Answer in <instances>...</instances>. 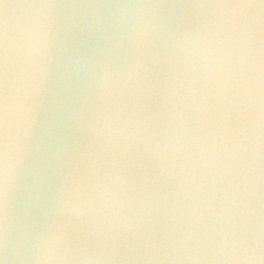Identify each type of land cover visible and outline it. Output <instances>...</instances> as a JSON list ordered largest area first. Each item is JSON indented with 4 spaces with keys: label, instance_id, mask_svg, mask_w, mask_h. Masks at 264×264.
Instances as JSON below:
<instances>
[{
    "label": "clouds",
    "instance_id": "clouds-1",
    "mask_svg": "<svg viewBox=\"0 0 264 264\" xmlns=\"http://www.w3.org/2000/svg\"><path fill=\"white\" fill-rule=\"evenodd\" d=\"M0 264H264V0H0Z\"/></svg>",
    "mask_w": 264,
    "mask_h": 264
}]
</instances>
